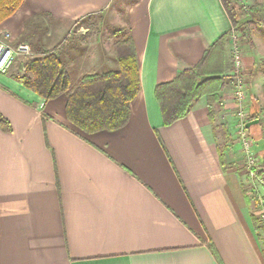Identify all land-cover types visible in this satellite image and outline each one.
<instances>
[{
	"label": "crops",
	"instance_id": "1",
	"mask_svg": "<svg viewBox=\"0 0 264 264\" xmlns=\"http://www.w3.org/2000/svg\"><path fill=\"white\" fill-rule=\"evenodd\" d=\"M116 2L125 5L141 83L119 130L86 134L66 115L67 93L45 100L0 73V114L12 127H0V264H264L239 170L227 53L230 78L213 122L201 96L164 125L155 97L158 84L229 37L221 0H24L0 31L12 44L53 51L73 23ZM243 74L263 125L254 129L264 164V71L253 54L243 56Z\"/></svg>",
	"mask_w": 264,
	"mask_h": 264
},
{
	"label": "trees",
	"instance_id": "2",
	"mask_svg": "<svg viewBox=\"0 0 264 264\" xmlns=\"http://www.w3.org/2000/svg\"><path fill=\"white\" fill-rule=\"evenodd\" d=\"M23 3L24 0H0V24L15 14ZM221 3L231 24L238 29L240 21L235 0H221ZM261 24L264 25V22ZM241 31L251 43L247 30ZM228 43L229 37L226 34L208 48L198 64L184 69L174 80L156 86L155 97L160 106L164 125H170L185 117L193 103L205 95L210 119L214 121L216 115L214 105L221 101L220 92L230 77L224 75V66L219 67L218 64L215 65L216 63L213 66L211 63L217 56L216 53L226 55ZM40 54L42 55L24 58L22 61L24 75L14 76L24 87L35 91L45 100L67 93L66 115L71 123L86 134L116 131L127 124L130 103L141 91L140 64L130 34L116 43L119 69L85 74L74 88L59 55L54 51H41ZM250 111L249 121L260 120L255 101L250 104ZM257 126L263 127L261 121ZM0 127L8 132L12 129L8 120L1 114ZM57 184L59 187V182ZM253 221L257 230L262 231L260 220L253 216Z\"/></svg>",
	"mask_w": 264,
	"mask_h": 264
},
{
	"label": "rangeland",
	"instance_id": "3",
	"mask_svg": "<svg viewBox=\"0 0 264 264\" xmlns=\"http://www.w3.org/2000/svg\"><path fill=\"white\" fill-rule=\"evenodd\" d=\"M235 2L240 23L238 29L232 25L233 31L229 34V46L226 51L228 65H230L233 74L234 65L230 45L237 43L242 55L253 54L258 60V66L264 71V25L261 24L264 22V0H235ZM241 29L247 30L251 43L248 42L249 39L244 36ZM128 34L129 25L125 5L121 2H116V4H112L102 12L92 14L73 23L70 33L63 39L60 47L53 50L67 66L66 68L72 80V88L77 85L76 82L85 74L119 69L116 43L122 38H126ZM234 34L237 36L236 39L232 38ZM33 51L36 55L31 56L42 55L40 52H36L35 49ZM216 54L217 56L214 57L211 65L214 66L216 63L215 65L218 64L219 67H225L226 55ZM23 60L24 57L19 58L7 75L11 77L24 75ZM256 129L250 131L255 138V142H257V133H259L257 131L255 134ZM258 155L260 156V154ZM238 157L240 158V155ZM238 163L240 164L239 170L245 173L242 159Z\"/></svg>",
	"mask_w": 264,
	"mask_h": 264
},
{
	"label": "built area",
	"instance_id": "4",
	"mask_svg": "<svg viewBox=\"0 0 264 264\" xmlns=\"http://www.w3.org/2000/svg\"><path fill=\"white\" fill-rule=\"evenodd\" d=\"M11 33L0 31V73L7 74L21 57H28L35 52L28 43H11ZM237 38L236 34L233 35ZM233 74L232 88L233 97L236 101V135L235 143L238 144L242 153V162L245 174L249 181V198L252 202L254 216L257 217L263 227L264 236V164L256 151V143L246 123L250 120V104L247 101V81L243 74V55L237 43L233 45ZM222 105L221 102L219 103Z\"/></svg>",
	"mask_w": 264,
	"mask_h": 264
},
{
	"label": "water",
	"instance_id": "5",
	"mask_svg": "<svg viewBox=\"0 0 264 264\" xmlns=\"http://www.w3.org/2000/svg\"><path fill=\"white\" fill-rule=\"evenodd\" d=\"M259 123H260L259 119H256V120H253V121H249V122L246 123V128L247 129L255 128V127H257V125H259Z\"/></svg>",
	"mask_w": 264,
	"mask_h": 264
}]
</instances>
